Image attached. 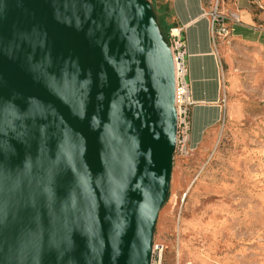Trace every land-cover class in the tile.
<instances>
[{"label":"water","instance_id":"obj_1","mask_svg":"<svg viewBox=\"0 0 264 264\" xmlns=\"http://www.w3.org/2000/svg\"><path fill=\"white\" fill-rule=\"evenodd\" d=\"M177 121L151 0H0V264H151Z\"/></svg>","mask_w":264,"mask_h":264},{"label":"rangeland","instance_id":"obj_2","mask_svg":"<svg viewBox=\"0 0 264 264\" xmlns=\"http://www.w3.org/2000/svg\"><path fill=\"white\" fill-rule=\"evenodd\" d=\"M229 38L211 148L174 154L153 237L163 264H264V45Z\"/></svg>","mask_w":264,"mask_h":264},{"label":"crops","instance_id":"obj_3","mask_svg":"<svg viewBox=\"0 0 264 264\" xmlns=\"http://www.w3.org/2000/svg\"><path fill=\"white\" fill-rule=\"evenodd\" d=\"M170 29L176 28L186 47L187 80L193 104L190 106L188 151L202 156L209 151L224 117L221 104L223 73L220 54L229 40L264 45V0H157ZM217 7L238 21L226 20L228 33L215 35L210 13Z\"/></svg>","mask_w":264,"mask_h":264},{"label":"built area","instance_id":"obj_4","mask_svg":"<svg viewBox=\"0 0 264 264\" xmlns=\"http://www.w3.org/2000/svg\"><path fill=\"white\" fill-rule=\"evenodd\" d=\"M212 31L215 35H226L229 31L226 20L231 18L238 21L235 14L226 15L215 7L210 13ZM168 40L174 60L175 69V106L177 109V139L176 151L188 152V137L190 130V106L193 100L187 80V66L185 61L186 47L183 38L176 28L170 29ZM164 248L153 244L151 264H163Z\"/></svg>","mask_w":264,"mask_h":264},{"label":"trees","instance_id":"obj_5","mask_svg":"<svg viewBox=\"0 0 264 264\" xmlns=\"http://www.w3.org/2000/svg\"><path fill=\"white\" fill-rule=\"evenodd\" d=\"M151 1H152L154 10L157 14V19L161 27V30L163 34L165 35V37H167L168 39L169 32H170V26L166 23V16L164 15V12L160 8H158V4H159L158 1L157 0H151Z\"/></svg>","mask_w":264,"mask_h":264},{"label":"bare ground","instance_id":"obj_6","mask_svg":"<svg viewBox=\"0 0 264 264\" xmlns=\"http://www.w3.org/2000/svg\"><path fill=\"white\" fill-rule=\"evenodd\" d=\"M181 260V259H180Z\"/></svg>","mask_w":264,"mask_h":264}]
</instances>
